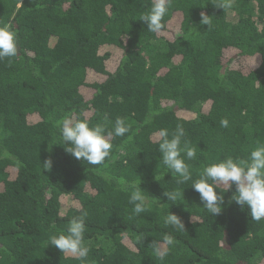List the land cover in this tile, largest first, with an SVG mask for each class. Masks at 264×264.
I'll return each mask as SVG.
<instances>
[{"label":"trees","instance_id":"16d2710c","mask_svg":"<svg viewBox=\"0 0 264 264\" xmlns=\"http://www.w3.org/2000/svg\"><path fill=\"white\" fill-rule=\"evenodd\" d=\"M151 2L0 0V26L18 40L16 56L0 60V264H80L48 240L83 211L87 264H264V220L230 202L235 186L213 217L191 181L163 175L157 145L161 128L182 125L195 180L202 165L264 143V0H233L227 11L171 0L160 33L140 20ZM68 114L109 130L125 118L130 131L88 165L57 136ZM139 179L158 204L135 216L118 181ZM166 190L183 196L168 201ZM168 211L185 230L164 224ZM165 234L176 244L161 261L150 245Z\"/></svg>","mask_w":264,"mask_h":264},{"label":"clouds","instance_id":"9594fccd","mask_svg":"<svg viewBox=\"0 0 264 264\" xmlns=\"http://www.w3.org/2000/svg\"><path fill=\"white\" fill-rule=\"evenodd\" d=\"M212 3L223 11L233 7V0H212ZM170 7L171 0H152L149 10L141 15L140 20L147 25L149 32L160 33L164 30V17ZM200 23L210 27L211 19L201 13ZM17 47V34L7 26H0V60L16 56ZM104 120L107 122V116ZM220 123L225 128L229 125L227 119L221 120ZM57 128V136L63 141L66 152L75 159L93 166L103 164L110 157L113 137H124L130 131L125 118L117 117L109 130L106 123L90 125L88 120L74 118L71 114L59 120ZM185 135V129L180 124L171 133L166 128L159 130L157 145L161 153L163 175L171 172L178 185L191 181L192 189L199 194L202 208L213 217L222 213L226 203L223 193L231 190L234 185L235 191L230 202L247 208L252 220L257 222L264 220V143L257 141L246 158H234L229 155L218 162L202 165L198 171V179L193 180L191 166L187 161L196 159V148L190 146ZM52 164L49 158L43 163V168L51 169ZM118 184L122 185L121 190L128 193V203L132 205L133 215L140 216L148 212L153 204H158V198L145 195V191L140 187V179L118 181ZM164 196L168 201L176 202L183 196V192L166 190ZM87 215L88 213L83 211L73 217L64 229L52 233L48 240V245L55 246L63 254L74 256L80 264H87L90 252L84 242ZM164 224L176 230H185L181 218L169 211L164 217ZM175 244V238L165 234L161 240H155L150 247L153 254L163 261Z\"/></svg>","mask_w":264,"mask_h":264},{"label":"rangeland","instance_id":"374dc122","mask_svg":"<svg viewBox=\"0 0 264 264\" xmlns=\"http://www.w3.org/2000/svg\"><path fill=\"white\" fill-rule=\"evenodd\" d=\"M229 20L231 21H234L235 20V17H234V15L232 14L231 16H230V18H229ZM187 117H191V115L189 114Z\"/></svg>","mask_w":264,"mask_h":264}]
</instances>
